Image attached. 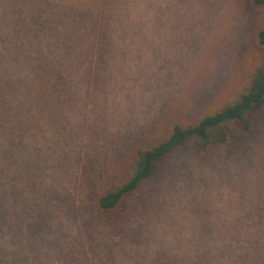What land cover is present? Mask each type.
<instances>
[{
  "label": "rangeland",
  "instance_id": "1",
  "mask_svg": "<svg viewBox=\"0 0 264 264\" xmlns=\"http://www.w3.org/2000/svg\"><path fill=\"white\" fill-rule=\"evenodd\" d=\"M20 2L0 0V66L14 63L12 45L38 44L21 35L26 24L38 27L29 17L65 31L72 21L60 9H31L34 0H26L28 20L17 36ZM139 5L115 9L123 22L113 27L104 56L94 48L75 68L65 59L63 73L53 74L66 87L63 97L31 108L38 117L15 128L23 140L15 151L31 170L10 172L19 185L24 172L27 191L0 224V264H231L224 249L235 236L260 239L254 249L232 245V264L244 250L264 264V102L231 123L222 147L198 154L188 139L163 157L116 217L100 216L92 205L137 143L155 142L175 124H193L229 104L260 62L264 6L253 0ZM55 33L44 31L39 42ZM12 70L0 74L17 81ZM215 241L224 247L218 261Z\"/></svg>",
  "mask_w": 264,
  "mask_h": 264
},
{
  "label": "trees",
  "instance_id": "2",
  "mask_svg": "<svg viewBox=\"0 0 264 264\" xmlns=\"http://www.w3.org/2000/svg\"><path fill=\"white\" fill-rule=\"evenodd\" d=\"M253 1L264 6V0ZM140 2L141 0H34L31 9H60L62 14L71 15L72 21L65 31L62 27L56 30L47 22L40 23L37 17H29L32 23H38L35 30L28 24L24 25L28 15L22 9H25L27 3L26 0H21L22 7L18 9L21 21L19 27L15 25V33L19 36L23 32L24 29L20 26L22 24L26 27V32L21 35L29 34V40L32 35L31 40L35 41L37 38L38 44L29 47V50L21 43L12 45L15 51L14 63L0 66V69H13L12 71L20 75L15 81L0 74V99H3L0 100V109H3L0 111V224L6 222L9 212L15 213L19 210V202H23L20 198L27 191L24 172H21L23 177L20 179V185L16 183L18 179L10 175V172H14L20 166L25 167L26 172L31 170L22 163V157L15 151V145L23 141L15 128L17 125L28 123V117H38L29 113L31 108H47L56 99L63 97L66 87H61L53 74L55 71L56 76L59 72L63 73L64 62L68 61L65 59H73L72 68H75L90 59L92 51L93 54L95 52L94 48L98 56H104V47L111 40L113 27L118 29L117 20L119 23L123 22L116 18L115 9H136ZM44 31L45 37L52 36V31H55L57 36L49 37L48 40L41 39L42 42H39ZM256 48L260 62L250 74L248 84L232 102L215 113L203 116L193 124H175L165 136L155 142L140 141L125 155L115 180L92 199V205L98 215L106 218L116 217L127 199L152 176L156 164L188 139H194L195 151L198 154L220 148L229 141L231 123L243 121L249 112L264 102V24L258 32ZM86 70L85 68L84 72ZM4 87H8L9 90ZM11 91L15 95L8 98ZM64 102L67 101L64 99ZM5 178L9 181H4ZM249 238L251 239L247 240L242 236H235L231 239L232 245L246 246L248 243L254 249L260 238L259 236ZM232 245L225 247L224 251L228 255H224V252H219L224 247L220 248L217 241L212 242L215 260L218 261L224 255L230 257L232 264L234 253ZM261 245L260 243L257 249H260ZM243 254L245 256L241 257ZM12 262L16 264V260L12 259ZM216 264H221V261ZM236 264H254L253 256L244 250L238 256Z\"/></svg>",
  "mask_w": 264,
  "mask_h": 264
}]
</instances>
